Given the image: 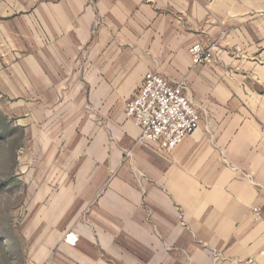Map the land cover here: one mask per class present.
<instances>
[{
    "label": "crops",
    "instance_id": "crops-1",
    "mask_svg": "<svg viewBox=\"0 0 264 264\" xmlns=\"http://www.w3.org/2000/svg\"><path fill=\"white\" fill-rule=\"evenodd\" d=\"M263 9L0 0V97L46 140L23 264H264ZM194 44L209 62H192ZM149 71L184 80L200 113L168 153L137 143L125 115Z\"/></svg>",
    "mask_w": 264,
    "mask_h": 264
},
{
    "label": "rangeland",
    "instance_id": "rangeland-1",
    "mask_svg": "<svg viewBox=\"0 0 264 264\" xmlns=\"http://www.w3.org/2000/svg\"><path fill=\"white\" fill-rule=\"evenodd\" d=\"M23 109L0 97V264H23L25 248L35 237L26 217L34 187L27 183L39 175L34 160L46 140L29 138L33 128L25 122Z\"/></svg>",
    "mask_w": 264,
    "mask_h": 264
},
{
    "label": "built area",
    "instance_id": "built-area-1",
    "mask_svg": "<svg viewBox=\"0 0 264 264\" xmlns=\"http://www.w3.org/2000/svg\"><path fill=\"white\" fill-rule=\"evenodd\" d=\"M264 3V0H262ZM264 15V9L262 11ZM194 64L209 62V52L199 44L190 47ZM125 115L138 126L140 133L137 143L168 153L184 137L199 127L200 113L191 99L184 80L170 82L156 72H146L125 104ZM259 208L254 212L258 213ZM67 243L74 245L78 235L69 232ZM264 255V247L260 251ZM251 262V260H248Z\"/></svg>",
    "mask_w": 264,
    "mask_h": 264
}]
</instances>
